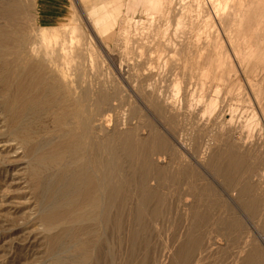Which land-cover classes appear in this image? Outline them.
<instances>
[{
	"label": "rangeland",
	"instance_id": "1",
	"mask_svg": "<svg viewBox=\"0 0 264 264\" xmlns=\"http://www.w3.org/2000/svg\"><path fill=\"white\" fill-rule=\"evenodd\" d=\"M121 1L68 0L67 63L37 0H0V264H264V4ZM46 59L70 92L31 85Z\"/></svg>",
	"mask_w": 264,
	"mask_h": 264
},
{
	"label": "bare ground",
	"instance_id": "2",
	"mask_svg": "<svg viewBox=\"0 0 264 264\" xmlns=\"http://www.w3.org/2000/svg\"><path fill=\"white\" fill-rule=\"evenodd\" d=\"M209 1H210L211 5H212L211 7H213V9L216 11V15L218 16V18L223 19V20L227 18V14L228 13L235 12L237 10V6H238V9L242 13L243 12L246 13L248 11V8L251 7L254 2L256 3V5L264 4V0H209ZM195 2H196V4L198 6H202L203 5V1L202 0H195ZM207 2L208 1H206V3ZM210 10H211V8H210ZM158 20H160V19H158ZM177 23H178V25H180L179 24L180 20H178ZM58 27H60V26H58ZM77 28L78 27H72L70 29V31H68L67 39L60 42L59 41V36L60 35L58 33V29H57L56 26L41 27V30L38 32L39 43L44 45V46H46L47 48L48 47L50 48V46H52L54 48L56 45H58L57 52H61L63 54V56H64V60L68 63V62L71 61L70 54H71L72 50L74 48L80 47L79 46V41L80 40L78 39V35L75 36V31L77 30ZM156 29H158V28H156ZM205 29L207 30L206 27H205ZM163 31H161V32H163ZM122 32H124V31H122ZM156 32H159V31L157 30ZM161 32H160V34H161ZM157 34H159V33H157ZM157 36H159V35H157ZM196 37H197V35H196ZM218 41H219L218 38L214 37L213 42H214V46L215 47H218ZM39 43H37V44H39ZM30 50H31L32 54H34L35 56H38L42 52L41 56L44 57V54H43L44 52L41 51V49H39V48L37 49V48L32 47ZM50 53H51V51H50ZM202 54H204V52H198V57H200ZM25 61H26V59H25ZM46 63L50 66V68L52 70H54L56 72V74H58V76H60L59 82H57V83H55L53 81L45 82L44 79H43V78H45L44 75H42V73H40V70L36 66H33V67L32 66H30V67L28 66L29 68H28L27 74H28V76H29V78L31 80V85L38 86V87L46 85L45 87L48 88L49 91H51V93L57 94V95H60V94L64 93L65 91H69L70 89L73 88L75 83L73 82V80H71V78L69 77V75L66 72V70H63V69L59 68L60 66L58 67L51 60L46 59ZM76 71H77V69H76ZM179 83L180 82H178V80H177V81H174V83L172 84L173 88H174L173 90L175 92H178ZM158 98L160 99V97H158ZM156 99H157V97H156ZM66 100L67 101H72V103H76V104H79V103H82V102L85 101V100H81V99H68V98H66ZM159 102H161V100H159ZM162 103H163V100H162ZM164 103H167L166 104L167 105L166 106L167 110H171L174 107V106L172 107V105H170V103H168V102H164ZM214 105H215V100L214 99L208 100V106L209 107H213ZM81 109H84V108H81ZM90 115H92V117L89 120V114L86 115V113H85L82 124L84 125V122L87 123L88 125H90L93 134H95L97 137L102 136L107 131L105 129L104 125H103L104 114L100 112V113H96V114L90 113ZM95 115L99 116V117H102V118L101 119L95 118ZM94 122H96V123H94Z\"/></svg>",
	"mask_w": 264,
	"mask_h": 264
},
{
	"label": "crops",
	"instance_id": "3",
	"mask_svg": "<svg viewBox=\"0 0 264 264\" xmlns=\"http://www.w3.org/2000/svg\"><path fill=\"white\" fill-rule=\"evenodd\" d=\"M88 3L87 7L91 13L93 2L92 0H82ZM114 3H123L121 0H111ZM68 0H37V13L40 25L45 27L55 26L61 22L65 16L68 9ZM94 5L98 8L102 6L99 2H95Z\"/></svg>",
	"mask_w": 264,
	"mask_h": 264
}]
</instances>
